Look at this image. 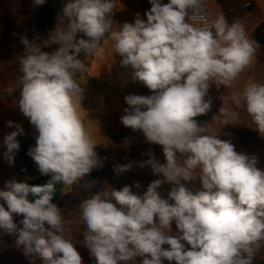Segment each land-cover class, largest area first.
I'll list each match as a JSON object with an SVG mask.
<instances>
[{"label": "clouds", "instance_id": "9594fccd", "mask_svg": "<svg viewBox=\"0 0 264 264\" xmlns=\"http://www.w3.org/2000/svg\"><path fill=\"white\" fill-rule=\"evenodd\" d=\"M33 2L43 5L46 0ZM150 4L146 19L137 13L134 23L114 30L115 0H67L56 29L42 45L21 37L18 108L37 133L27 154L50 179L41 185L5 183L0 189V231L15 237L29 264H36L37 257L45 264H83L76 245L65 238L62 210L52 201L57 183L76 184L102 166L80 115L84 89L78 74L85 68L81 53L101 55L105 38L114 42L121 66L131 67L133 81L152 91L125 96L128 107L121 122L141 131L149 144L162 146L166 162L150 154L140 163L163 178L152 181L142 196L126 185L81 201L83 246L95 264H253L264 248V170L257 167L258 158L204 134L194 119L210 110L211 100L205 97L211 81L230 85L236 80L252 63L256 42L242 24H229L223 16L195 26L190 21L203 0ZM78 34L86 39H77ZM51 44L58 49L42 51ZM242 96L255 130L264 134V84H248ZM7 124L16 128L3 141L11 166L24 129ZM131 167L117 165L115 171ZM196 170L202 190L193 194L181 180L193 179ZM164 183L173 185L168 199L158 191ZM14 216L23 218L17 223Z\"/></svg>", "mask_w": 264, "mask_h": 264}, {"label": "crops", "instance_id": "0c3cea01", "mask_svg": "<svg viewBox=\"0 0 264 264\" xmlns=\"http://www.w3.org/2000/svg\"><path fill=\"white\" fill-rule=\"evenodd\" d=\"M28 2L27 0H0V14L10 10L21 11L25 19L27 17L26 4L33 5L34 11L39 14L35 16L36 19L51 21L38 36L37 44L42 45L43 41L47 40L56 29L58 15L67 0H46L43 5H34L33 0H28ZM203 3L213 20L223 16L229 24L235 21L242 24L247 37L256 42L257 53L254 56L255 61L249 76L236 78L227 87L208 93L205 99L211 100L210 110L194 119L198 123L202 119L207 120L216 126L225 124L226 131L241 132L242 141H264V136L258 135L259 132L255 130L256 125L246 111L242 96L248 84H264V76L259 74L264 69V0H203ZM115 4L116 7L112 14L115 22L114 30H118V26H122L125 22L134 23L137 13L146 19L141 0H115ZM2 24L3 22L0 26ZM2 35L3 33H0V37ZM2 43L4 42L0 38V44ZM113 45V41L105 38L100 43V48L103 49L101 55L84 56L82 54L79 57L85 65L84 70L78 74V83L84 89L80 115L97 145L95 151L98 156L114 140L130 129L121 122V117L125 114L124 109L128 107L125 96L152 94V91L141 82L133 81L130 66L127 68L121 66L122 57L115 54ZM58 47L57 44H51L48 47H42V51L52 53ZM22 56L20 49L0 47V189H3L9 180L41 185L50 179V176L39 172L37 165L27 154L29 149L36 145L37 133L29 119L18 108ZM214 81L216 79L211 83ZM220 109H223L224 113H221ZM232 114L235 116L233 117ZM8 121L19 124L24 129V134L17 137L20 150L15 155L14 165L11 166L4 157L6 147L3 141L5 135L15 131L16 128L9 127ZM230 126L232 127L229 128ZM238 138L232 134L229 142L235 147L238 145L235 139ZM261 144L259 147L264 146ZM251 145L249 147H253ZM258 154L260 155V152ZM84 178L73 185L57 183L52 202L58 205L71 188L79 185ZM29 199L33 198L30 196Z\"/></svg>", "mask_w": 264, "mask_h": 264}, {"label": "rangeland", "instance_id": "374dc122", "mask_svg": "<svg viewBox=\"0 0 264 264\" xmlns=\"http://www.w3.org/2000/svg\"><path fill=\"white\" fill-rule=\"evenodd\" d=\"M27 3H29L28 0ZM26 7L27 17L25 19L21 11L14 12L10 10L0 14V24L3 22L2 26H0V33H3V35L0 38L4 42L0 44V47L21 50L24 47L21 43V37L26 36L30 41L34 40L37 42L40 32L51 22L36 19L35 16L39 14L34 11L33 5L26 4ZM259 74L264 76V69ZM210 124L211 130L204 132V134L217 136L218 139L223 141H229L232 134L238 136L239 138L235 139V142L238 143L234 147L235 151L249 156L255 155L258 158L257 167L264 170V146L259 147V144H264V141H242L241 132L232 133L231 131H226L227 126L225 124L217 126L212 125V123ZM258 135L264 134L259 133ZM250 145L253 147H249ZM258 152H260V155ZM150 154L154 155L155 159L160 163L166 162L162 146L149 144L141 131H133L130 128L99 155L102 166L93 169L88 176H85L81 184L72 187L57 205L62 210V215L64 216L65 238L70 239L76 245L83 264H95V261L90 256L88 249L83 246V233L86 231V225L81 218L79 207L81 201L91 197L98 191L111 192V188L119 190L126 185L132 187L133 193L142 196L152 181L163 179L162 176L154 175L150 166L140 167V163L147 161L150 158ZM179 162L183 163V157H181ZM128 163H132L131 169L117 174L115 171L116 166ZM199 175V170H196L193 173V179L188 181L181 180V183L193 194L202 190L200 180L198 179ZM137 183L140 185L139 187L135 186ZM172 187V184L164 183L158 189L163 199H168V192L171 191ZM169 203H174V201L169 200ZM22 218V216H14V220L17 223ZM172 227L175 230L174 223ZM35 260L36 264H45L38 257ZM0 264H29V260L24 256L22 250L15 246V237L4 234L3 231L0 232ZM165 264H168V262L165 261ZM253 264H264V248H261L256 253Z\"/></svg>", "mask_w": 264, "mask_h": 264}, {"label": "built area", "instance_id": "2783aa9c", "mask_svg": "<svg viewBox=\"0 0 264 264\" xmlns=\"http://www.w3.org/2000/svg\"><path fill=\"white\" fill-rule=\"evenodd\" d=\"M197 15L203 16L205 19L204 20L197 19L196 18ZM211 21H213V19L209 15V12H208L206 5L203 3L202 9H200L198 14H194L193 19L190 22L194 23L195 26L200 27V26H203L205 22L210 23ZM246 36H247V34H246ZM256 53H257V48H256L254 56L256 55ZM254 61H255V59L253 57V60H252V63L250 64V66L247 67L237 78H243V77H246L247 75H249L251 70H252ZM227 86L228 85L220 83L219 80H216L210 84L208 93L217 92V91H219V90H221ZM199 125L204 127L205 132L211 130V124L207 120H202Z\"/></svg>", "mask_w": 264, "mask_h": 264}, {"label": "trees", "instance_id": "16d2710c", "mask_svg": "<svg viewBox=\"0 0 264 264\" xmlns=\"http://www.w3.org/2000/svg\"><path fill=\"white\" fill-rule=\"evenodd\" d=\"M161 2L162 3H168L169 2V0H161ZM141 3H142V5H143V8H144V10H145V13L148 11V10H150V8H151V4H150V0H141ZM79 38H85L86 39V37H83L82 36V34H78V36H77V39H79ZM37 43V42H36ZM20 54L21 55H24V47L20 50ZM83 53H81V55H82ZM80 55V56H81ZM103 153V152H102ZM101 153V154H102ZM82 183V181L79 183V184H81Z\"/></svg>", "mask_w": 264, "mask_h": 264}]
</instances>
